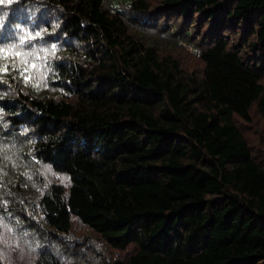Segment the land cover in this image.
<instances>
[{"label": "trees", "instance_id": "obj_1", "mask_svg": "<svg viewBox=\"0 0 264 264\" xmlns=\"http://www.w3.org/2000/svg\"><path fill=\"white\" fill-rule=\"evenodd\" d=\"M0 18V264H264V0Z\"/></svg>", "mask_w": 264, "mask_h": 264}, {"label": "snow or ice", "instance_id": "obj_2", "mask_svg": "<svg viewBox=\"0 0 264 264\" xmlns=\"http://www.w3.org/2000/svg\"><path fill=\"white\" fill-rule=\"evenodd\" d=\"M9 3L12 2V0H8ZM0 3H3V0H0ZM3 24V18H0V25ZM36 36H40V33L37 32ZM29 37H31V34H29ZM24 42V38H21V43ZM31 55V53L23 52L20 50H17L16 45H11L7 49L0 48V59H3L4 61H8L11 59L13 62L11 63V70L19 71L20 74L25 79V82H29L32 79V71L36 68V64L29 63L28 57ZM9 71V64L3 63L0 64V72L6 73ZM25 73H28V75H25ZM6 159H10L6 157ZM27 175V174H26ZM2 217H0V222H2ZM6 228L7 225H4Z\"/></svg>", "mask_w": 264, "mask_h": 264}]
</instances>
